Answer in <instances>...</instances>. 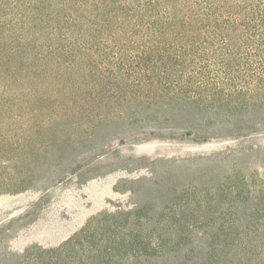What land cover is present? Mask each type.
I'll return each mask as SVG.
<instances>
[{
  "label": "rangeland",
  "instance_id": "rangeland-1",
  "mask_svg": "<svg viewBox=\"0 0 264 264\" xmlns=\"http://www.w3.org/2000/svg\"><path fill=\"white\" fill-rule=\"evenodd\" d=\"M93 45L85 64L121 44L101 27ZM108 72L52 63L0 87V264L201 263L218 232L207 262L264 263V106Z\"/></svg>",
  "mask_w": 264,
  "mask_h": 264
},
{
  "label": "trees",
  "instance_id": "trees-1",
  "mask_svg": "<svg viewBox=\"0 0 264 264\" xmlns=\"http://www.w3.org/2000/svg\"><path fill=\"white\" fill-rule=\"evenodd\" d=\"M101 27L121 45L85 64ZM52 63L109 71L121 86L129 73L133 94L162 88L202 108L249 112L264 106V0H0V87ZM219 233L191 264H258L207 262Z\"/></svg>",
  "mask_w": 264,
  "mask_h": 264
}]
</instances>
